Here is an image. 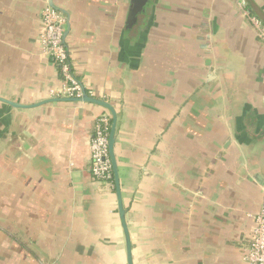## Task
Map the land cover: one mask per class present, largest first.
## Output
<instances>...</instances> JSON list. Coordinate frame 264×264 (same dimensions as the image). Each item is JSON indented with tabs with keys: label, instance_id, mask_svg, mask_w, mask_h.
<instances>
[{
	"label": "crops",
	"instance_id": "crops-1",
	"mask_svg": "<svg viewBox=\"0 0 264 264\" xmlns=\"http://www.w3.org/2000/svg\"><path fill=\"white\" fill-rule=\"evenodd\" d=\"M136 1L133 16V0H0V98L23 105L0 101V264H127L114 180L89 171L111 113L49 101L66 96L39 39L45 5L65 18L74 76L115 111L132 264H246L264 202V44L239 0ZM243 1L264 22V0Z\"/></svg>",
	"mask_w": 264,
	"mask_h": 264
},
{
	"label": "built area",
	"instance_id": "built-area-1",
	"mask_svg": "<svg viewBox=\"0 0 264 264\" xmlns=\"http://www.w3.org/2000/svg\"><path fill=\"white\" fill-rule=\"evenodd\" d=\"M242 15L253 28L255 37L264 44V22L247 11L245 2L239 0ZM42 31L40 43L49 59L63 79L62 94L66 97H80L83 93L81 83L71 69L68 50L64 42L65 18L56 9L45 5L41 12ZM111 117L102 114L96 120L90 139V168L92 177L98 181H112V167L108 155V133ZM243 260L246 264H264V202L252 215V228L248 235V246Z\"/></svg>",
	"mask_w": 264,
	"mask_h": 264
},
{
	"label": "water",
	"instance_id": "water-1",
	"mask_svg": "<svg viewBox=\"0 0 264 264\" xmlns=\"http://www.w3.org/2000/svg\"><path fill=\"white\" fill-rule=\"evenodd\" d=\"M50 4L52 5V1H50ZM139 6H140V3H137L136 0H133V8L131 11V15L134 16V14L138 10ZM132 19L134 20L135 17H132ZM52 100H54V101H87V102L96 103L98 105H101V106L105 107L106 109H108L111 113V124H110V128H109V133H108V155H109V159L111 162L112 176H113V180H114L115 187H116L118 211H119L120 217L122 219V226H123V230H124L125 238H126L127 264H132L131 256H130V240L128 238V232H127L126 225L123 222L124 221V209L122 207V202H121L120 189H119V184H118V171H117L116 160H115L114 151H113L114 140H115L114 130H115V123H116L115 111L109 103H107L106 101L100 100V99H96V98L88 95L84 91V89H83V93L80 97H68V98L65 97V98H58V99H50L49 101H52ZM0 101L8 103L12 106H23V105H16L15 103H12L11 101H8V100L2 99V98H0Z\"/></svg>",
	"mask_w": 264,
	"mask_h": 264
},
{
	"label": "trees",
	"instance_id": "trees-1",
	"mask_svg": "<svg viewBox=\"0 0 264 264\" xmlns=\"http://www.w3.org/2000/svg\"><path fill=\"white\" fill-rule=\"evenodd\" d=\"M112 181H113V177H112ZM112 181H111V182H112Z\"/></svg>",
	"mask_w": 264,
	"mask_h": 264
}]
</instances>
